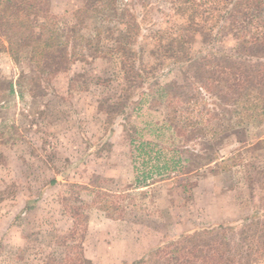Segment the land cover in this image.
<instances>
[{
	"label": "rangeland",
	"instance_id": "rangeland-1",
	"mask_svg": "<svg viewBox=\"0 0 264 264\" xmlns=\"http://www.w3.org/2000/svg\"><path fill=\"white\" fill-rule=\"evenodd\" d=\"M18 1L37 5L36 30L44 22L65 27L79 19L81 31L104 50L114 46L112 36L128 37L121 21L131 13L141 29L131 44L138 54L133 60H122L118 52L90 51L86 59L76 53L63 71L41 79L29 49L16 47L19 59L12 57L0 26V264H59L54 260L65 255L66 244L77 246L70 254L87 258L84 264H162L152 257L159 248L220 225L228 228L222 251L236 255V264L261 259L264 116L228 112L233 98L213 89L221 99L207 102L213 108L215 101L223 120L233 122L223 142L201 125L182 133L173 129L167 91L182 94L185 103L196 86L210 84L207 70L180 65L183 58L163 55L154 45L153 22L168 26L179 20L170 3L117 0V9L102 11L94 9L101 0ZM249 5V15L241 18L253 39L264 34V1ZM82 8L87 10L79 13ZM217 31L191 37V53H247L232 34ZM247 55L252 64L264 62V47L249 45ZM141 142L162 150L163 172L139 184L136 176L155 165L137 150ZM215 154L216 160L205 162Z\"/></svg>",
	"mask_w": 264,
	"mask_h": 264
},
{
	"label": "trees",
	"instance_id": "trees-1",
	"mask_svg": "<svg viewBox=\"0 0 264 264\" xmlns=\"http://www.w3.org/2000/svg\"><path fill=\"white\" fill-rule=\"evenodd\" d=\"M3 1L4 6H1ZM28 1V0H25ZM117 0H101L95 5V10H105L107 8L114 9ZM170 3V10L175 16H179V20L169 23L168 26H160L153 22L154 26L149 29L154 45L163 55L174 54L176 59H181L180 65H195L201 70H207L208 82L210 85L196 86L194 92L187 95V100L184 103L182 94L168 90L167 105L168 108L173 106V114H169L171 126L178 133L186 132L190 128H195L196 125H201V130L204 133L217 137L215 141L223 142L225 135L233 129V122L223 120L222 111L217 112L216 102L211 104L207 102V97H213L217 100L221 99L222 93L211 94L213 89L230 95L233 98V103L230 104V111L235 112L238 116L249 117L264 116V62L252 64L249 57V45H258L264 47V34H258L255 38L249 36L246 19L249 15V1H264V0H165ZM28 5H23L18 0H0V26L5 30L6 37L9 39V51L15 60L19 56L14 49L16 47L27 48L30 50V59L37 65L38 72L45 75L64 70L67 63L71 61L74 55L80 59H86L90 51L94 54L104 56H114L115 52L120 53L124 57L133 60L137 53L131 44L135 40L137 32L141 29L140 22H133L132 16L124 21L125 30L128 33L126 39L120 36H112L113 45L103 49L99 45L100 42L94 43L93 38L88 37L81 31L78 26L79 19L74 23H67L65 27H58L49 23H41L36 30L33 19V12L37 5L28 2ZM82 8L79 13L86 11ZM48 16V15H47ZM241 18V19H240ZM146 20V16L144 18ZM217 32L222 34L233 35L232 37L239 43L240 49L244 52L241 55L230 53H219L214 55H193L191 53V37L195 36L199 31L202 32ZM216 34V33H214ZM212 35V34H211ZM109 37V36H108ZM102 39V38H100ZM253 55V54H252ZM122 57V60H124ZM128 63V62H127ZM133 63V61H131ZM131 69V68H130ZM24 75V74H23ZM140 76V74H139ZM24 79H28L26 75ZM30 83H35L36 76H28ZM146 77L139 79L144 81ZM40 80V79H39ZM209 86V87H205ZM213 88H212V87ZM161 89L167 90L161 86ZM197 90V92H196ZM201 91H204L206 96L201 97ZM11 94L15 92L13 83L10 81ZM223 95V96H224ZM185 96V95H183ZM135 101H132L134 103ZM170 106V107H169ZM220 106V104H219ZM211 107V108H210ZM123 115L126 117V108L122 109ZM125 126V125H124ZM149 142H141L137 150L146 155L149 160H154L155 165L152 170L147 171V175L136 176L137 182L146 183L147 179L155 173L163 172L159 166L162 150L157 147L149 146ZM213 149V146H211ZM207 152V151H206ZM206 154V153H205ZM203 156V155H202ZM218 156L212 155L207 157L206 163L216 160ZM165 158V157H164ZM172 166L177 167L178 161L172 160ZM171 163L166 161L163 165L164 169H168ZM171 166V168H172ZM57 182L56 178L51 179L50 183ZM105 207L109 208V205ZM226 226L220 225L218 229L211 228L202 232L187 233L173 240L164 248H159L153 258L162 259V264H236V255L224 253L222 251L223 237L228 231ZM222 237H217L218 235ZM253 234L252 237H257ZM204 242H195L196 240ZM208 239V241H206ZM254 240V239H252ZM176 241V242H175ZM62 245V244H60ZM67 251L60 259L54 261L59 264H84L87 258L74 257L73 249L77 246L74 244H66ZM254 250V248H251ZM258 251H255L257 253ZM264 254H261L255 262L249 260L248 264H264ZM170 256V257H169ZM253 255L249 252L250 259L253 260ZM261 260V261H260ZM46 260L42 264H45Z\"/></svg>",
	"mask_w": 264,
	"mask_h": 264
}]
</instances>
